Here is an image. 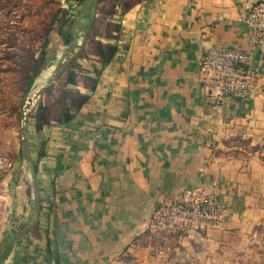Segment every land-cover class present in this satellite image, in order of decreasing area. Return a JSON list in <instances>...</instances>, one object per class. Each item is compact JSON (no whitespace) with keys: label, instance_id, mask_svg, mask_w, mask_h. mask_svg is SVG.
Wrapping results in <instances>:
<instances>
[{"label":"crops","instance_id":"obj_1","mask_svg":"<svg viewBox=\"0 0 264 264\" xmlns=\"http://www.w3.org/2000/svg\"><path fill=\"white\" fill-rule=\"evenodd\" d=\"M258 1L144 0L127 12L99 3L98 12L106 3L112 11L63 74L61 109L44 101L50 115L26 122L41 217L0 264H200L264 216V167L251 152L264 141V52L239 21ZM99 44L117 49L106 64ZM213 45L250 52L260 71L253 95L227 98L220 114L200 82ZM13 161L0 180V247L35 214L29 168L22 156ZM208 185L228 208L224 230L147 229L160 202Z\"/></svg>","mask_w":264,"mask_h":264},{"label":"rangeland","instance_id":"obj_2","mask_svg":"<svg viewBox=\"0 0 264 264\" xmlns=\"http://www.w3.org/2000/svg\"><path fill=\"white\" fill-rule=\"evenodd\" d=\"M37 5L47 8L42 16L36 15ZM55 8H60L61 11L56 16L53 30L46 40L41 36L45 24L52 20ZM82 9L83 5L78 0H0V155L7 156L12 161L22 156L20 115L28 97L43 83L39 82L40 75L27 92L26 71L31 57L37 58L44 53L47 59L42 73L52 67L54 71L57 61L67 48L63 33H72V26ZM111 11L108 3L100 6L86 45L89 41L91 44L93 37L99 34ZM66 19L70 23L63 25ZM64 80L65 77L62 76L43 94L28 112L26 122L41 102L55 99L56 108H59L58 102L63 103L67 95L64 91ZM252 151L264 167V141L257 144ZM261 183L262 195L259 203L264 209V179ZM217 254L215 260L202 261L200 264H264V216L250 230L236 235L226 245H222Z\"/></svg>","mask_w":264,"mask_h":264},{"label":"built area","instance_id":"obj_3","mask_svg":"<svg viewBox=\"0 0 264 264\" xmlns=\"http://www.w3.org/2000/svg\"><path fill=\"white\" fill-rule=\"evenodd\" d=\"M240 22L247 27L250 46L264 52V0L255 2ZM260 71L252 54L240 48L213 45L206 49L200 66V82L206 88L215 114L224 110L227 98L248 100L254 93ZM14 162L0 155V180ZM228 208L216 185L183 188L152 211L147 229L152 233L194 236L224 230Z\"/></svg>","mask_w":264,"mask_h":264},{"label":"water","instance_id":"obj_4","mask_svg":"<svg viewBox=\"0 0 264 264\" xmlns=\"http://www.w3.org/2000/svg\"><path fill=\"white\" fill-rule=\"evenodd\" d=\"M98 6H99V0H86L85 1L80 15L75 20L72 26V33H71L72 39H71V42L67 45V48L64 52L61 63L59 64L57 68L54 69V71L51 73L47 81L41 86H39L37 90H35L28 97V99L26 100L23 106V109L20 115V121H19L20 122L19 123L20 124V137H21V154H22V158L24 159L30 171L31 182H32L33 191H34V213L35 214H34V219L32 223L28 227L20 230L9 241L4 243L0 247V258L10 245L18 242L22 237H24L27 233L31 231L32 225L34 226V225L39 224L40 217H41L42 207H41L40 191H39V186H38V181H37V174H36L35 165L31 157L27 138H26V121H27L28 112L41 99L43 94L50 87H52L57 82V80H59L63 76V74L68 69L69 65L85 49L86 40L88 39V35L90 34L92 23L98 13ZM86 17H89V18L91 17V22L88 26L84 42H82L80 49L76 51V47L78 45L77 39L79 36L78 31H79L81 24L86 19Z\"/></svg>","mask_w":264,"mask_h":264},{"label":"trees","instance_id":"obj_5","mask_svg":"<svg viewBox=\"0 0 264 264\" xmlns=\"http://www.w3.org/2000/svg\"><path fill=\"white\" fill-rule=\"evenodd\" d=\"M86 0H78V2L81 4V5H84ZM105 1H113V2H118L120 3L121 5V8H122V11L123 12H127L129 11L130 9L134 8L135 6H137L138 4L142 3L144 0H99V3H103ZM35 6V4H34ZM36 8L38 9V12L36 15H40L42 16L43 15V12H45V10L47 8H45V6H39L37 5ZM55 13H53V18L51 20V22L45 24L44 26V29H43V34H42V38L43 39H48L52 30H53V23L56 19V16L58 15L59 11H61L60 8H55ZM50 11H52L50 9ZM46 15V14H44ZM70 23V20L69 19H66L64 22H63V25H67ZM64 35V41H65V44L68 45L70 42H71V39H72V35H71V32L69 31H66L63 33ZM99 49L98 53L100 54L101 58H103V63L106 64L107 62H109L114 54L116 53L117 49L115 46H108L107 47V51H103V46H101L100 44L97 46ZM47 59V56L44 55V53H42V55L40 57H37L35 58L34 56L31 57V62L29 63V67L26 71V78H27V92L30 90V88L32 87V85L34 84L35 80L41 75L42 73V70L44 69L43 66H44V63ZM83 100V99H82ZM52 105L46 103V105L44 106L43 105V102H41L38 106H37V111L35 112V114H31L30 115V118H36V119H40L42 117H45V116H49L50 115V112L52 111ZM63 115L61 117V121L62 122H68L70 121L72 118H73V115L72 114H69L68 112L66 113V109L64 108L63 110ZM34 112V110H33Z\"/></svg>","mask_w":264,"mask_h":264},{"label":"bare ground","instance_id":"obj_6","mask_svg":"<svg viewBox=\"0 0 264 264\" xmlns=\"http://www.w3.org/2000/svg\"><path fill=\"white\" fill-rule=\"evenodd\" d=\"M90 22H91V17L88 20H85V22L81 25V27H80V29L78 31V33H79V36H78V39H77L78 45H81L82 42H84V39L86 37V32H87V29H88V26H89ZM63 55L57 61L55 68H57L59 66V64L61 63V60H62ZM52 71H53V67L50 68V69H48V70H46V71H44L41 74L40 78H39V82H43L42 84H44L47 81V79L49 78V76L51 75ZM42 84H40V86Z\"/></svg>","mask_w":264,"mask_h":264}]
</instances>
